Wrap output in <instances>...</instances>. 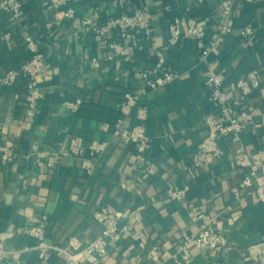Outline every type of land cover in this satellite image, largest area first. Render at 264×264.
<instances>
[{"label":"crops","instance_id":"obj_1","mask_svg":"<svg viewBox=\"0 0 264 264\" xmlns=\"http://www.w3.org/2000/svg\"><path fill=\"white\" fill-rule=\"evenodd\" d=\"M220 1L203 0L187 12L185 0H133L130 5L119 0H68L77 14L66 18L49 0H26L20 19L0 17V76L30 58L27 37L38 43L47 62V70L37 77L46 98L35 109L25 100L27 79L0 85V148L9 147L15 154L12 161L0 159V249L19 251L6 258L38 263L33 249L37 241L28 229L42 215L54 243L64 245L72 237L90 242L104 225L94 212L107 205L122 224L137 214L144 237L123 236L101 257L81 256L83 264H152V249L164 264H176L171 255L181 244L182 232L196 233L199 227L168 192L188 186L190 203L213 215L214 228L227 242L216 250L192 247L191 260L184 264H254L247 248L264 239V202L250 190L237 199L232 188L249 170L236 163L239 152L253 155L264 147V0H233V31L208 55L210 62L226 69V89L248 71L260 70V84L245 105L253 111V120L239 140L219 139L225 151L221 157L202 169L193 166L192 156L207 134L205 116L214 110L205 83L206 65L198 62L204 40L182 38L169 46L167 64L178 77L143 95L124 117L122 126L131 128L138 122V109H147L152 143L148 156L156 173H145L133 143L113 133L121 116L118 103L125 92L142 85L138 73L155 65L156 50L168 44L171 21L179 16L186 27L187 19L195 17L205 24L207 38H213L222 20ZM143 6L152 14L153 41L141 31L122 38L116 30L102 37L83 27L81 17L94 10L101 24L121 10ZM248 26L255 34L242 37L240 32ZM5 33L11 34L8 40ZM78 99V107L69 104ZM76 137L86 144L99 140L108 145L99 156L88 150L82 156L62 153ZM126 179L131 182L123 188ZM6 258H0V264ZM57 260L53 257L52 264Z\"/></svg>","mask_w":264,"mask_h":264},{"label":"built area","instance_id":"obj_2","mask_svg":"<svg viewBox=\"0 0 264 264\" xmlns=\"http://www.w3.org/2000/svg\"><path fill=\"white\" fill-rule=\"evenodd\" d=\"M50 6L55 9H61L66 18H73L77 12L73 7L68 6V0H49ZM133 0H119L120 3L128 4ZM203 0H185L187 12H191L192 6ZM26 0H0V17L3 14L20 19L23 15ZM222 20L217 26L215 37L208 39L204 23L199 22L195 17H189L184 27V19L177 16L169 24L168 44L162 50H156L157 61L152 68L144 69L138 73L142 80V85L133 90L125 92L121 101L118 103L120 117L114 124L113 133L119 136L125 142L133 143L136 148V160L139 167L145 173L153 175L157 168L155 163L149 158L148 150L152 143L147 131V109L140 107L138 109V122L131 128L122 126L125 116L132 113L133 108L138 104L140 98L151 90L163 87L178 77L179 72L167 64L166 49L175 45L182 38L204 40V44L198 55V62L206 65V85L210 90V102L214 110L205 116V126L207 134L198 144L192 158L193 166L202 169L204 165L213 159L219 158L224 154V148L219 145L221 137H229L233 141L240 138L241 133L248 128L253 120V111L246 108L249 94L260 84L258 69L248 71L242 77L236 80L231 89L224 86L226 69L221 65L216 66L208 60L210 52L220 44L226 35L230 34L234 28V2L233 0L220 1ZM100 13L94 10L88 15L81 17L83 27L93 29L101 35H108L114 31H119L122 38H126L129 32L141 31L143 37L149 41L154 40V28L152 27V14L147 6L138 7L133 10H121L114 16L108 17L101 24L98 23ZM255 34V29L251 26L244 28L240 35L247 37ZM9 33H5L3 38L8 40ZM121 50L122 44H113ZM25 46L30 51V58L22 63L19 68L8 70L0 76V85L14 86L16 81L23 77L27 79V92L25 100L28 105L35 109L39 102L46 98L44 86H42L37 77L47 70L45 52H42L38 43L32 38L27 37ZM264 68V60L263 66ZM81 102L78 99L74 103H69L78 107ZM108 126V125H106ZM108 143L106 141H92L89 144L84 143L81 137L71 140L69 146L62 153L82 156L87 150L94 155L102 154ZM15 157L13 150L9 147L0 148V159L12 161ZM236 163L241 166H248L249 170L244 173L240 182L232 188L234 196L238 199L242 191L254 192L258 199L264 202V147L257 153L251 155L245 151H240L236 157ZM131 182L126 179L121 182L123 188ZM188 186L182 188H173L168 192L170 199L178 200L183 207L188 210V215L193 221H198V230L196 233L182 232L181 244L176 253L171 255L176 264H184L191 260V248H207L216 250L224 246L227 242L226 236L214 228V217L211 213L198 211L187 198ZM111 207L103 205L99 207L94 216L101 221L103 230L100 235L90 242L83 243L78 238H70L66 244H56L47 236V217L42 215L38 218L35 225L28 229V233L36 239V245L33 249L37 252V264H52L53 257L58 260L56 264H83L81 256L96 255L103 256L107 253L108 247L112 243H117L123 236H128L134 240H140L144 237L142 229L138 228L140 218L137 214L131 215L125 223H120L119 219L112 213ZM19 251H8L0 249V258L3 260L9 255ZM152 264H164L161 256L156 249L150 251ZM247 256L254 264H264V239L251 244L247 248ZM5 264H31L26 260L17 257L8 259Z\"/></svg>","mask_w":264,"mask_h":264}]
</instances>
